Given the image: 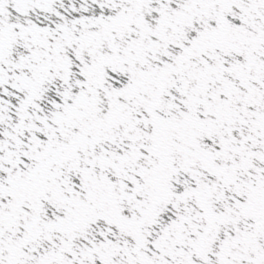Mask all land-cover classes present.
I'll return each mask as SVG.
<instances>
[{
  "label": "snow or ice",
  "instance_id": "snow-or-ice-1",
  "mask_svg": "<svg viewBox=\"0 0 264 264\" xmlns=\"http://www.w3.org/2000/svg\"><path fill=\"white\" fill-rule=\"evenodd\" d=\"M0 264H264V0H0Z\"/></svg>",
  "mask_w": 264,
  "mask_h": 264
}]
</instances>
